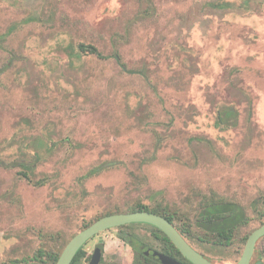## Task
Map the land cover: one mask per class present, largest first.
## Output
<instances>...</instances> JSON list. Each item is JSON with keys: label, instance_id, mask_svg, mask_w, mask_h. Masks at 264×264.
I'll list each match as a JSON object with an SVG mask.
<instances>
[{"label": "rangeland", "instance_id": "1", "mask_svg": "<svg viewBox=\"0 0 264 264\" xmlns=\"http://www.w3.org/2000/svg\"><path fill=\"white\" fill-rule=\"evenodd\" d=\"M212 192L245 208L239 242L260 226L264 0H0V264L60 251L138 202L193 220ZM127 225L94 236L88 254L100 245L105 263L133 264L122 234L134 231L160 248L151 224ZM192 245L216 264L237 260L239 245Z\"/></svg>", "mask_w": 264, "mask_h": 264}, {"label": "trees", "instance_id": "2", "mask_svg": "<svg viewBox=\"0 0 264 264\" xmlns=\"http://www.w3.org/2000/svg\"><path fill=\"white\" fill-rule=\"evenodd\" d=\"M208 4L211 6L222 7V8L230 6L228 2H217V3L209 2ZM76 48L77 51L82 54L96 55L101 59H113L121 66L122 70H124L125 72L139 73L147 77V74L143 69L128 68L126 63L123 61L121 54L117 50H115L112 54L107 55L104 54L96 45L86 44L84 42H80ZM224 112L225 115L224 116L220 115L218 120L220 123L227 125L229 119L233 118L235 113L233 110L228 108H226ZM36 161L37 160H33V162ZM22 165L25 166L27 170H33L34 168L33 166L34 164L23 163ZM23 175L27 177L30 181H32L28 171L27 172L24 171ZM39 183L42 182L39 181L36 182L35 184H39ZM166 207L157 206L155 208H150L147 204L138 202L137 204L130 206L126 211L109 210L106 211L105 213H101L100 215L97 216V218H95L94 220L83 226V229L88 227L89 225H91L101 217L108 214L135 212L140 210L151 211L157 214H161L165 216L168 220H170L191 245L194 242H196L202 245L206 244L214 248H223V249L236 247V245H239L237 260L234 262V264H236L241 258L249 235L256 229L255 228L250 234L244 236L241 242H239L238 241L240 237L239 234L242 230V227H245L249 223L248 222L249 218L245 211V208L240 203L231 200L229 198H226L224 196H219L215 192H212L211 194H205L201 197L197 215L193 220H191L189 216H181L177 212L176 213L171 212ZM257 211H259L261 214V218H260L261 220L260 226H261L264 224V207L257 208ZM177 221H179V223H177ZM122 227H130V225H126ZM153 227L155 229L151 237L159 241L160 243L159 250L181 261L183 264H193L182 255L180 250L175 246V244L171 241V239L162 230H160L155 226ZM122 237L128 240L133 246L135 252L133 264H162L158 262L151 254H148L147 251H145L146 246H149L148 248L150 247L154 248V247L151 246L149 243H147L145 240H143V238L138 236V234L135 231L126 232V234H122ZM263 239L264 236L260 240ZM67 243L65 244V246L67 245ZM85 245L82 246L80 250L77 252V255L75 256L71 264H85L87 262L88 263L90 262L92 255L88 254L87 250L85 249ZM65 246H63V248L60 251L55 249H46L44 247H40L27 260L22 261L16 259L13 260V263L21 264L24 261H28L29 264H33V263L56 264ZM99 247L103 250L102 246L99 245ZM202 254H204V256H206L210 260H213L212 258L205 255V253ZM256 263L264 264V250L258 251L257 260L253 264ZM100 264H107V263H105L102 260Z\"/></svg>", "mask_w": 264, "mask_h": 264}, {"label": "water", "instance_id": "3", "mask_svg": "<svg viewBox=\"0 0 264 264\" xmlns=\"http://www.w3.org/2000/svg\"><path fill=\"white\" fill-rule=\"evenodd\" d=\"M132 223H148L162 230L180 250L182 255L193 264H216L194 248L176 226L165 216L146 210L114 213L101 217L88 227L79 231L67 243L56 264H71L80 248L100 232ZM263 236L264 224L256 228L249 235L243 254L236 264H253L252 258L257 242ZM147 253H151V255L162 264H183L181 261L151 248L147 249ZM101 257L102 249L97 247L89 264H100Z\"/></svg>", "mask_w": 264, "mask_h": 264}, {"label": "flooded vegetation", "instance_id": "4", "mask_svg": "<svg viewBox=\"0 0 264 264\" xmlns=\"http://www.w3.org/2000/svg\"><path fill=\"white\" fill-rule=\"evenodd\" d=\"M90 240H91V239H90ZM90 240H89V241H90ZM89 241H88V242H89ZM88 242H87V243H88ZM129 243H130V242H129ZM130 244H131V243H130ZM97 247H99V246L97 245L96 248H97ZM132 247H133V246H132ZM148 247H149V246H146L145 251H147ZM96 248H95V249H96ZM150 248H151V249H154V250H157V251H159V252H161V253H164V252H162L161 250H159L158 248H155V247H154V248L150 247ZM95 249H94V251H95ZM133 250H134V249H133ZM94 251L92 252L91 255H93ZM148 252H149V251H148ZM148 254H151V253H148ZM164 254H165V253H164ZM166 255H167V254H166ZM134 256H135V252H134ZM102 260H103V250H102V257H101V261H100V263L102 262ZM89 263H90V262H89ZM89 263H88V264H89Z\"/></svg>", "mask_w": 264, "mask_h": 264}]
</instances>
